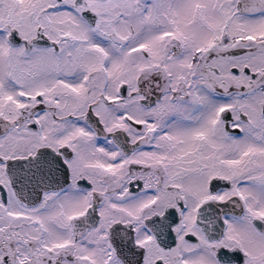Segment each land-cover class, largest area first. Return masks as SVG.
Returning <instances> with one entry per match:
<instances>
[{
	"label": "snow or ice",
	"instance_id": "obj_1",
	"mask_svg": "<svg viewBox=\"0 0 264 264\" xmlns=\"http://www.w3.org/2000/svg\"><path fill=\"white\" fill-rule=\"evenodd\" d=\"M0 264H264V0H0Z\"/></svg>",
	"mask_w": 264,
	"mask_h": 264
}]
</instances>
